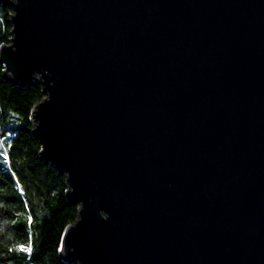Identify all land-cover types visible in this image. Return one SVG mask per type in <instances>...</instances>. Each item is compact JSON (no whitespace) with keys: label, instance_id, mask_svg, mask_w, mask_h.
Here are the masks:
<instances>
[{"label":"water","instance_id":"obj_1","mask_svg":"<svg viewBox=\"0 0 264 264\" xmlns=\"http://www.w3.org/2000/svg\"><path fill=\"white\" fill-rule=\"evenodd\" d=\"M37 82L72 264H264V0H0Z\"/></svg>","mask_w":264,"mask_h":264},{"label":"trees","instance_id":"obj_2","mask_svg":"<svg viewBox=\"0 0 264 264\" xmlns=\"http://www.w3.org/2000/svg\"><path fill=\"white\" fill-rule=\"evenodd\" d=\"M11 14L0 4V48L11 38ZM44 97L35 81H7L0 65V264H72L60 247L79 207L69 202L66 179L43 161L33 135L32 110Z\"/></svg>","mask_w":264,"mask_h":264},{"label":"snow or ice","instance_id":"obj_3","mask_svg":"<svg viewBox=\"0 0 264 264\" xmlns=\"http://www.w3.org/2000/svg\"><path fill=\"white\" fill-rule=\"evenodd\" d=\"M24 251H30L31 249H30V247L29 248H25V249H23Z\"/></svg>","mask_w":264,"mask_h":264}]
</instances>
